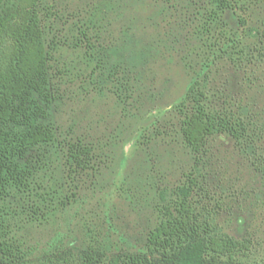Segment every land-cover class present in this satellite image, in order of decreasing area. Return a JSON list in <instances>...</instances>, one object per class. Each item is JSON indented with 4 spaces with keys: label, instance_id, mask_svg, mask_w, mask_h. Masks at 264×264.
I'll return each instance as SVG.
<instances>
[{
    "label": "rangeland",
    "instance_id": "1",
    "mask_svg": "<svg viewBox=\"0 0 264 264\" xmlns=\"http://www.w3.org/2000/svg\"><path fill=\"white\" fill-rule=\"evenodd\" d=\"M43 1L55 15L41 122L55 139L30 151L29 186L0 199V240L20 244L24 264L144 251L161 195L194 173L197 209L264 264V0L220 15L208 0ZM206 73L207 105L243 117L254 154L220 133L197 162L184 143L178 106ZM74 143L90 149L81 164L68 161Z\"/></svg>",
    "mask_w": 264,
    "mask_h": 264
},
{
    "label": "trees",
    "instance_id": "2",
    "mask_svg": "<svg viewBox=\"0 0 264 264\" xmlns=\"http://www.w3.org/2000/svg\"><path fill=\"white\" fill-rule=\"evenodd\" d=\"M208 2L216 15L234 6L230 0ZM54 15L43 0H0V199L11 187L29 186L34 171L30 151L55 139L54 128L41 122L53 99L46 24ZM208 76L195 80L178 106L184 143L197 162L208 139L220 133L254 154L243 117L207 105ZM89 153L85 145L74 143L68 161L81 164ZM199 188L197 176L190 173L168 200L161 195L160 221L150 230L144 251L109 257L104 249L90 246L81 252L82 264H247L241 256L244 240L229 235L197 209L194 196ZM25 255L20 244L0 240V264H24Z\"/></svg>",
    "mask_w": 264,
    "mask_h": 264
}]
</instances>
